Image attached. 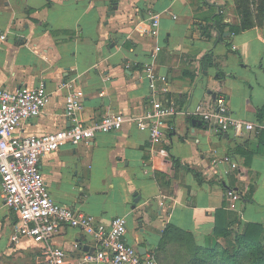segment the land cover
Segmentation results:
<instances>
[{"label":"crops","instance_id":"obj_1","mask_svg":"<svg viewBox=\"0 0 264 264\" xmlns=\"http://www.w3.org/2000/svg\"><path fill=\"white\" fill-rule=\"evenodd\" d=\"M260 2L248 3L252 25L232 33L229 26L240 23L237 0H117L114 8L111 0H0V30L7 32L0 84L12 89L42 82L50 95L17 133L49 132L75 117L89 124L108 113L140 114L152 99L169 98L177 107L157 141L127 122L97 132L90 144L42 155L51 197L104 224L125 216L126 241L153 258L167 223L190 233L202 249L223 244L213 232L225 221L219 210L230 213L231 235L258 225L264 243V131L219 133L192 114L197 104L209 108L222 97L234 117H264ZM147 64L167 77L168 90L161 81L149 86ZM67 81L83 92L82 109L69 118ZM17 222L0 188V264H45L44 243L11 241ZM49 245L63 247L70 264H96L82 258L97 250V241L76 227L62 224Z\"/></svg>","mask_w":264,"mask_h":264},{"label":"built area","instance_id":"obj_2","mask_svg":"<svg viewBox=\"0 0 264 264\" xmlns=\"http://www.w3.org/2000/svg\"><path fill=\"white\" fill-rule=\"evenodd\" d=\"M250 3L253 0H247ZM156 15L152 16V32L158 25ZM7 38V32L0 30V43ZM151 88L156 83H164L162 91L168 90V79L156 73L152 65L144 67ZM67 89L64 96V113L75 117L83 107V92L73 81L62 84ZM50 98L45 85H21L7 88L0 84V188L3 204L17 214L18 222L10 236L12 242L27 237L46 245L45 264H70L65 250L60 246L49 245L54 234L62 224L76 227L91 234L98 243L95 252H86L82 261L96 264H157L153 257L142 256L138 249L125 239L126 217L115 215L108 224L95 221L92 215L79 213L70 207L56 202L39 167L42 155L51 153L67 144H90L97 132L119 130L125 123L131 122L140 130L148 132L152 141L162 135L165 117L174 115L177 107L173 100L152 99L140 114L108 113L92 123L86 124L77 119L69 126L41 134L17 133L18 126L30 117L38 116ZM208 127L219 133L243 131L260 133L264 131V117L257 121H248L232 116L224 99L218 97L216 104L205 108L197 104L192 112ZM232 166H235L232 163ZM233 199L239 195L227 191ZM73 247H78L77 243Z\"/></svg>","mask_w":264,"mask_h":264},{"label":"trees","instance_id":"obj_3","mask_svg":"<svg viewBox=\"0 0 264 264\" xmlns=\"http://www.w3.org/2000/svg\"><path fill=\"white\" fill-rule=\"evenodd\" d=\"M116 3L117 0H111V8H114ZM248 3L250 2L247 0H237L240 23L230 25V32L236 33L252 25V9ZM257 11L258 20L262 21L264 19V0H261ZM173 161L177 165L184 164L176 158ZM187 168L190 169L188 166ZM194 174H196L195 171ZM244 196L247 197L248 193ZM218 212L224 215L225 221L221 225L216 223L213 232L224 239L223 244L220 243V245L216 244L214 247L202 249L195 245L190 233L181 230L174 224L167 223L154 253L156 262L158 264H241V258L245 257L248 259V264H264V243L261 239V227L251 225L253 229L249 228L250 225H248L243 232H234L231 235L232 230L229 227L228 220H226L230 213L222 210ZM216 253H219L221 258L218 263L212 260ZM204 256H208V260L205 262H203Z\"/></svg>","mask_w":264,"mask_h":264},{"label":"rangeland","instance_id":"obj_4","mask_svg":"<svg viewBox=\"0 0 264 264\" xmlns=\"http://www.w3.org/2000/svg\"><path fill=\"white\" fill-rule=\"evenodd\" d=\"M206 260H208V256H204V257H203V262H205ZM212 260H213L214 262L218 263L219 260H221V258H220V254H219V253H216V254L212 257ZM217 260H218V261H217ZM240 263H241V264H248V259L245 258V257H244V258H241Z\"/></svg>","mask_w":264,"mask_h":264},{"label":"water","instance_id":"obj_5","mask_svg":"<svg viewBox=\"0 0 264 264\" xmlns=\"http://www.w3.org/2000/svg\"><path fill=\"white\" fill-rule=\"evenodd\" d=\"M145 247L143 246H138V251L142 256H145Z\"/></svg>","mask_w":264,"mask_h":264}]
</instances>
